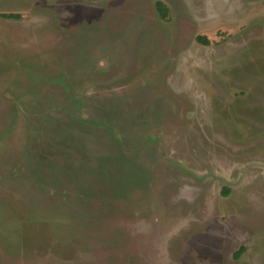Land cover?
I'll return each mask as SVG.
<instances>
[{"label":"rangeland","instance_id":"rangeland-1","mask_svg":"<svg viewBox=\"0 0 264 264\" xmlns=\"http://www.w3.org/2000/svg\"><path fill=\"white\" fill-rule=\"evenodd\" d=\"M0 264H264V0H0Z\"/></svg>","mask_w":264,"mask_h":264},{"label":"trees","instance_id":"trees-1","mask_svg":"<svg viewBox=\"0 0 264 264\" xmlns=\"http://www.w3.org/2000/svg\"><path fill=\"white\" fill-rule=\"evenodd\" d=\"M158 9H159L162 17L165 18L167 16V12H168L167 8L162 3H158ZM197 40L204 45H207L209 43L208 40L206 38H203V37H199V38H197Z\"/></svg>","mask_w":264,"mask_h":264}]
</instances>
